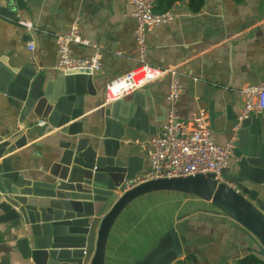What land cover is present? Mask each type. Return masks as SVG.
I'll return each mask as SVG.
<instances>
[{
	"label": "crops",
	"instance_id": "obj_1",
	"mask_svg": "<svg viewBox=\"0 0 264 264\" xmlns=\"http://www.w3.org/2000/svg\"><path fill=\"white\" fill-rule=\"evenodd\" d=\"M175 2L173 19L146 33L145 61L176 68L182 85L176 107L182 119L191 121L203 113L217 145L234 143L233 125L243 103L240 90L264 79V0H204L195 13L186 0ZM0 10V147L5 149L1 158L9 159L15 173L28 182L40 185L55 179L53 163L65 134L55 128L32 136L27 123L34 116L29 113L23 118L18 102L9 94H14L13 84L27 73L39 77L42 93L62 95L78 111L73 122H80L81 133L75 138H85L89 144L100 141L109 112L116 123L121 122L122 136L108 148L105 169L118 178L121 173L130 178L146 171L147 142L165 121L167 77L103 105L105 84L137 63L131 6L125 0H0ZM8 10L15 16H9ZM75 17L79 34L100 49L102 67L91 74L89 83L74 90L63 83L62 73L53 65L56 35ZM19 20L29 21L33 29H26ZM28 41L34 45L32 51L27 49ZM71 49L78 56L94 52L91 46L75 43ZM248 119L252 121L244 134L257 147V122H264V113ZM17 140L19 146L13 149L12 142ZM228 167L237 170L234 157ZM242 179L244 186L253 188L248 179ZM258 197L264 203V194ZM18 221L6 220L0 208L2 264H32L16 248L18 239L28 237L23 228L15 227ZM251 249H257L255 239L210 201L158 191L134 199L117 216L107 238L104 264H161L162 258L157 257L161 251L174 254L165 264H176L188 255L193 264H236L254 254Z\"/></svg>",
	"mask_w": 264,
	"mask_h": 264
},
{
	"label": "water",
	"instance_id": "obj_2",
	"mask_svg": "<svg viewBox=\"0 0 264 264\" xmlns=\"http://www.w3.org/2000/svg\"><path fill=\"white\" fill-rule=\"evenodd\" d=\"M7 14L15 16L9 10ZM91 76L88 71L62 73L63 83L74 90L89 83ZM13 85L15 92L9 94L18 102L22 117L31 113L35 118L27 123L32 136L40 137L55 128L65 134L61 153L53 163L55 179L40 185L15 173L9 159L1 158L5 149L0 147V208L6 220H19L15 227L23 228L28 237L18 239L16 248L32 264H104L107 238L117 216L134 199L158 191L187 193L210 201L255 239L257 249L251 251L264 260V203L258 197L264 194V122H257V147L244 134L251 119H245L234 130L237 170L222 169L224 183H217L214 174L206 173L134 185L133 176L121 173L118 178L103 165L108 148L122 136L121 122L116 123L110 112L103 119L102 139L89 144L85 138H75L81 133L80 122H73L78 111L64 96L42 93L40 79L34 74L24 73ZM22 139L25 141L26 136ZM18 142H12L13 149ZM242 177L253 188L244 186ZM67 235L72 239H58Z\"/></svg>",
	"mask_w": 264,
	"mask_h": 264
},
{
	"label": "built area",
	"instance_id": "obj_3",
	"mask_svg": "<svg viewBox=\"0 0 264 264\" xmlns=\"http://www.w3.org/2000/svg\"><path fill=\"white\" fill-rule=\"evenodd\" d=\"M132 8L131 15L135 22L133 37L135 41L136 65L127 73L109 80L104 87L103 105L117 101L134 91L167 77V110L165 121L159 132L151 137L148 145L149 168L134 176L131 182L135 185L157 178L187 177L197 174H214L217 183H224L220 175L222 169L230 164L234 154L232 140L225 145H217L208 128L206 116L200 113L191 121L184 120L177 111V101L182 93V85L177 78V70L172 66L155 67L145 61L146 33L153 27L171 21L178 3L169 8L156 11L157 0H125ZM20 25L32 30L29 21L19 20ZM56 59L53 69L60 73L88 71L90 74L101 69V52L96 44L82 37L78 32V17H75L67 29L56 35ZM91 46L94 50L90 56L74 55L71 44ZM32 51L31 41L26 43ZM242 107L237 115L233 129L250 116L264 113V79L244 85L240 90ZM39 121V124H43ZM128 184V183H127ZM126 184V188H128Z\"/></svg>",
	"mask_w": 264,
	"mask_h": 264
},
{
	"label": "trees",
	"instance_id": "obj_4",
	"mask_svg": "<svg viewBox=\"0 0 264 264\" xmlns=\"http://www.w3.org/2000/svg\"><path fill=\"white\" fill-rule=\"evenodd\" d=\"M175 1L179 0H157L156 11H162L169 8ZM241 2L242 0H235ZM187 6L190 11L198 12L203 4L204 0H186ZM189 261V262H188ZM194 259L191 255L186 256L185 260H179L176 264H193ZM236 264H264V260L256 257L254 254H249L241 259L235 261Z\"/></svg>",
	"mask_w": 264,
	"mask_h": 264
},
{
	"label": "rangeland",
	"instance_id": "obj_5",
	"mask_svg": "<svg viewBox=\"0 0 264 264\" xmlns=\"http://www.w3.org/2000/svg\"><path fill=\"white\" fill-rule=\"evenodd\" d=\"M147 195H149V194H147ZM162 241H164V245L165 246H168L167 239H164ZM176 251H177V249H176ZM206 251L208 252L207 249H206ZM172 256H174V254H166V255H163V251L159 252V254L157 255L158 258H162V263L161 264H165L166 261H168ZM198 258L201 259V256H198Z\"/></svg>",
	"mask_w": 264,
	"mask_h": 264
}]
</instances>
